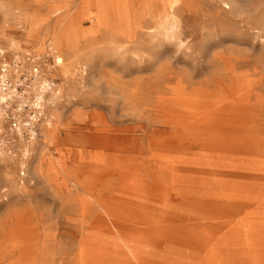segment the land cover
I'll list each match as a JSON object with an SVG mask.
<instances>
[{"label":"rangeland","instance_id":"1","mask_svg":"<svg viewBox=\"0 0 264 264\" xmlns=\"http://www.w3.org/2000/svg\"><path fill=\"white\" fill-rule=\"evenodd\" d=\"M47 46L25 164L0 116V264H264V0H0V64Z\"/></svg>","mask_w":264,"mask_h":264},{"label":"built area","instance_id":"2","mask_svg":"<svg viewBox=\"0 0 264 264\" xmlns=\"http://www.w3.org/2000/svg\"><path fill=\"white\" fill-rule=\"evenodd\" d=\"M48 58L31 52L14 54L10 62L0 64V116L7 125L6 138L15 141L32 140L37 136L40 123L50 122L45 112V95L40 93V83L46 81L48 91L53 87L50 70L54 68L53 51ZM44 56V55H43ZM52 58L53 65L45 59ZM46 78V79H45Z\"/></svg>","mask_w":264,"mask_h":264},{"label":"bare ground","instance_id":"3","mask_svg":"<svg viewBox=\"0 0 264 264\" xmlns=\"http://www.w3.org/2000/svg\"><path fill=\"white\" fill-rule=\"evenodd\" d=\"M51 50L53 51V60H54V65H55L54 68H55V72L57 73V70H58L59 66L61 65V60L62 59L61 60L59 59L60 58L59 57V54L57 53V51L54 48H52L50 46H47L46 49L44 50V51H46L45 53H44V51L43 52H33L32 51V53L35 54L36 56H43L44 54H47V52H49ZM20 51H23V50L22 49L15 50L13 52V55L19 53ZM42 53H44V54H42ZM55 72H54V74H56ZM50 74H53V71L50 70ZM45 86H46V81L43 80L42 84L40 83L39 89H40V93L41 94H44L45 97L47 98V99H45V110H46V117H47V119L50 122L48 123V126H45V124L40 123L38 125V133H37V136L35 138H33L32 140H27L24 143V141L20 139L19 142L21 144L22 157L19 160L22 163H24V164L27 162L26 161L27 160V157L30 156V155L32 156L33 146L38 142V140L40 138V135H41V132L43 130H45L46 128L48 129V127H50V125L52 124V122H51L52 121V117H51V114H50V109L52 108V102H53V100H56L58 98V89L57 90L56 89L54 90V88L53 89L51 88L48 91V89ZM0 145L1 146L4 145V140H1L0 141ZM2 152H5L4 154L7 155L6 151L3 148H0V153H2Z\"/></svg>","mask_w":264,"mask_h":264}]
</instances>
